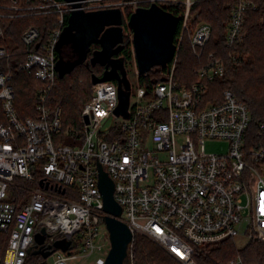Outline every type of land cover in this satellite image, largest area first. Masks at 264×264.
<instances>
[{
	"label": "built area",
	"instance_id": "built-area-1",
	"mask_svg": "<svg viewBox=\"0 0 264 264\" xmlns=\"http://www.w3.org/2000/svg\"><path fill=\"white\" fill-rule=\"evenodd\" d=\"M197 1H83L81 10L86 12L123 10L124 37L130 38L134 59L128 29L132 13L152 4L185 10L173 60L167 70L161 68L160 81L138 89L129 117L115 114L118 82L92 84L81 129L65 128L63 109L49 107L59 81L57 45L75 10L72 3L10 0L0 5V264H27L42 229L45 246L71 242L69 250L52 254V264H105L111 241L107 228L103 231L107 213L98 187V161L115 184L114 197L123 210L118 219L134 236L154 240L182 264H197V250L226 240L264 243V141L251 132L247 105L231 90L220 99L211 95L210 84L224 72L222 60L213 54L195 71L193 83L175 80L183 41L201 59L211 38L208 24L192 26L191 9ZM250 8L255 9L250 0L232 7L228 48L243 42ZM53 14L58 15L57 24L47 37L29 26L19 44L7 37L1 23ZM14 68L40 84L34 117L18 113ZM207 141L228 144V150L209 153ZM66 189L73 198L65 195ZM95 253V261L87 262ZM244 261L237 255L228 264Z\"/></svg>",
	"mask_w": 264,
	"mask_h": 264
},
{
	"label": "trees",
	"instance_id": "trees-1",
	"mask_svg": "<svg viewBox=\"0 0 264 264\" xmlns=\"http://www.w3.org/2000/svg\"><path fill=\"white\" fill-rule=\"evenodd\" d=\"M238 1L240 0H198L193 5L191 9L194 16L192 26L196 28L198 24H208L211 28V38L201 59H197L193 55L188 40L183 41L177 71H175V80L180 85L191 84L196 80L195 71L206 65L209 55L213 54L215 58L221 59L224 72L222 76L217 77L210 84L211 95L220 99L225 90H231L237 100L246 104L250 111L252 134L255 137L261 134V139L264 141V0H250L255 5V9L250 8L247 12L244 26L245 37L237 48L231 49L225 43L226 27L230 21V15H232V7ZM8 4H10V0H0V5L6 6ZM142 7L146 8L148 5H142ZM184 10L183 6H178L170 8L168 12L180 16ZM57 20L58 15L53 14L5 20L1 23L6 28L7 37L19 44L23 32L29 26H35L47 37L49 32L55 29ZM180 27L181 24L179 23L175 40L179 35ZM121 53H123L121 57L125 61L132 57L129 37L125 38L124 50ZM79 68H84L89 74L84 81L73 77V73ZM161 70V68L154 69L150 71L148 76H140L142 85L150 89L154 83L161 80ZM13 73L18 113L22 118L34 117L36 115V89L40 84L16 68L13 69ZM93 74L99 76L95 70L87 69L84 64L75 67L63 78H60L58 73L59 81L50 95L49 107L51 110L63 109L65 128L74 126L81 129L83 108L92 97L93 81H91V77ZM32 80L36 81V86ZM71 194V190L66 189L65 195L73 198ZM237 255H240L246 264H264V243L251 240L242 249H237L234 241L226 240L219 246L197 250L194 258L197 264H228ZM129 256L128 261L132 264H169V261L176 262L163 249L141 234L134 236L129 248ZM43 260L42 256L31 255L27 264H43Z\"/></svg>",
	"mask_w": 264,
	"mask_h": 264
},
{
	"label": "water",
	"instance_id": "water-1",
	"mask_svg": "<svg viewBox=\"0 0 264 264\" xmlns=\"http://www.w3.org/2000/svg\"><path fill=\"white\" fill-rule=\"evenodd\" d=\"M72 3L73 10L68 17L67 26L64 28L57 45L58 55L63 53L65 47L71 48L76 60L59 62L57 71L63 78L75 67L83 65L91 51L93 44H99L101 50L93 53V58L86 65L104 67L101 76L93 74V85L116 81L118 82L119 105L116 116L129 117L131 102V87L123 78L125 59L117 57L124 50L123 10L120 8H108L86 12L82 9L85 0H64ZM180 16L168 12L157 4L150 7H140L131 14L128 29L133 34L132 44L135 52V60L139 76L149 73L151 70L168 69L176 52L175 35L178 30ZM99 169V191L104 200L106 228L109 233L110 250L105 264H125L129 257V248L134 240L131 227L118 218L122 215V207L114 197V183L103 171L102 165L97 162ZM47 233L42 229L36 235V245L29 250L32 256L49 258L57 250L67 251L71 242L58 240L54 244L45 246Z\"/></svg>",
	"mask_w": 264,
	"mask_h": 264
},
{
	"label": "rangeland",
	"instance_id": "rangeland-1",
	"mask_svg": "<svg viewBox=\"0 0 264 264\" xmlns=\"http://www.w3.org/2000/svg\"><path fill=\"white\" fill-rule=\"evenodd\" d=\"M103 5L104 3H109L108 1H103L101 2ZM194 29V28H193ZM131 53H132V50H131ZM134 55V54H133ZM130 58V59H127L125 61V65H124V75H123V78L125 79V83L127 82L130 87H131V92H132V102L133 103H136L137 100H136V95H137V91L138 89L143 86L145 87L144 85H142V83L140 82V79L138 77V74H137V63H136V60L134 59V57ZM63 61H67V58H66V55L63 53H61L60 55H58V62H57V67H58V64L59 62L62 63ZM100 70V71H99ZM97 72V74H99V76L102 75L103 73V70L101 68L95 70ZM102 71V72H101ZM88 72L84 69V68H79L77 69L74 73H73V77L75 79H79L81 81H84V79H87L88 78ZM34 81V80H32ZM34 86H36V81H34ZM19 100V98H18ZM206 149L209 153H226L227 150H228V144H225V143H221V142H217V141H207L206 142ZM105 228V229H104ZM103 228V231L106 230V227ZM108 237V236H107ZM148 238V237H147ZM150 239V238H148ZM156 246L160 247L159 244L157 242H155L154 240L150 239ZM235 245H236V248L238 249H242L245 245H246V241L244 242V240H239V241H234ZM216 246H219V245H215V246H209V248H213V247H216ZM111 248V246H110ZM161 248V247H160ZM162 249V248H161ZM99 256L98 254H93V256H90L88 259H87V262L89 263H93L95 261V258ZM130 257V256H129ZM128 257V258H129ZM128 258L127 260L125 261V264H130L131 262L128 261ZM53 260H54V257L51 255L49 258L47 259H44L42 262H44L43 264H52L53 263ZM72 264H80L78 262H73ZM169 264H182L180 263L179 261L176 260V262H172V261H169Z\"/></svg>",
	"mask_w": 264,
	"mask_h": 264
},
{
	"label": "flooded vegetation",
	"instance_id": "flooded-vegetation-1",
	"mask_svg": "<svg viewBox=\"0 0 264 264\" xmlns=\"http://www.w3.org/2000/svg\"><path fill=\"white\" fill-rule=\"evenodd\" d=\"M98 50H101V46L99 45V44H93L92 46H91V51L88 53V55H87V59H86V61H85V63H84V66L87 68V69H89V70H97V69H99V68H101L103 71H104V67H101L100 65H96V66H87L86 64L87 63H90L91 62V59L94 57L93 56V53H95V51H98ZM63 51H64V54L66 55V58H67V60H76V58L75 57H73V54H72V50H71V48H68V47H65L64 49H63ZM123 53H121L119 56H115V58H117V57H121V55H122ZM100 71V70H99Z\"/></svg>",
	"mask_w": 264,
	"mask_h": 264
}]
</instances>
